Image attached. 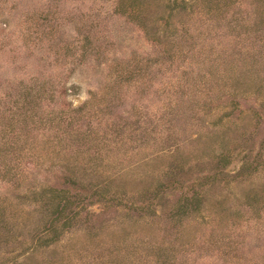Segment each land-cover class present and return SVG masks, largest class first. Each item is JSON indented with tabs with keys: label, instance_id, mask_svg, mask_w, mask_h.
Instances as JSON below:
<instances>
[{
	"label": "rangeland",
	"instance_id": "obj_1",
	"mask_svg": "<svg viewBox=\"0 0 264 264\" xmlns=\"http://www.w3.org/2000/svg\"><path fill=\"white\" fill-rule=\"evenodd\" d=\"M0 264H264V0H0Z\"/></svg>",
	"mask_w": 264,
	"mask_h": 264
},
{
	"label": "trees",
	"instance_id": "obj_2",
	"mask_svg": "<svg viewBox=\"0 0 264 264\" xmlns=\"http://www.w3.org/2000/svg\"><path fill=\"white\" fill-rule=\"evenodd\" d=\"M73 196H70L69 194L67 195L66 193H63L61 196V200L58 203L57 209H56V217L58 219H62L63 224L65 227H68L71 225V222L76 219L79 216V211L74 212V210H72L70 212L69 207L73 206V204L75 203V201L73 202L71 200ZM78 199H76L77 201ZM79 203H81V200H79ZM78 203V205H79ZM55 224V223H54Z\"/></svg>",
	"mask_w": 264,
	"mask_h": 264
}]
</instances>
